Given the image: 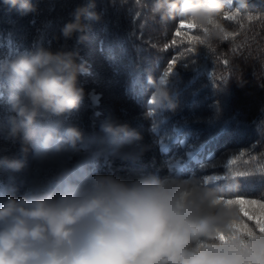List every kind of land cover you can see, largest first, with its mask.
Segmentation results:
<instances>
[{"label": "trees", "instance_id": "obj_1", "mask_svg": "<svg viewBox=\"0 0 264 264\" xmlns=\"http://www.w3.org/2000/svg\"><path fill=\"white\" fill-rule=\"evenodd\" d=\"M29 2L37 10L28 15L0 3V60L38 47L79 53L87 67L78 77L85 96L64 117L84 134L71 158L76 168L120 178L139 173L196 178L230 188L233 200L264 205V0L225 3L214 20L219 35L211 37L206 33L212 26L190 28V21L179 18L161 22L151 14L153 0ZM88 2L100 21L84 19L91 30L83 41L81 34L65 41L60 29L69 13ZM162 75L174 110L150 104L149 77ZM8 95L0 81V157L21 160L24 167H0V194L19 198L30 178L42 172L31 146L22 154L19 143L7 139V120L15 115ZM110 117L139 136L116 153L98 143L100 125ZM175 150L185 154L174 155ZM173 155L179 159L176 168L169 162ZM244 218L246 226H256Z\"/></svg>", "mask_w": 264, "mask_h": 264}, {"label": "clouds", "instance_id": "obj_2", "mask_svg": "<svg viewBox=\"0 0 264 264\" xmlns=\"http://www.w3.org/2000/svg\"><path fill=\"white\" fill-rule=\"evenodd\" d=\"M0 3L18 6L21 15L37 10L29 0ZM224 6L225 0H153L150 11L161 22L179 18L212 26L211 37L219 35L214 20ZM93 8L77 4L60 37L81 34L83 41L91 30L83 20L101 19ZM85 72L79 53L63 48L38 47L0 60V81L15 114L7 120V139L18 142L22 154L31 146L42 172L21 197L0 194V264H264V231L241 223L230 188L169 175L120 178L72 164L84 134L64 117L85 96L78 79ZM149 83L154 109L174 110L167 79L149 77ZM99 131L98 143L113 153L139 139L112 117ZM0 167L20 171L24 163L2 156Z\"/></svg>", "mask_w": 264, "mask_h": 264}, {"label": "snow or ice", "instance_id": "obj_3", "mask_svg": "<svg viewBox=\"0 0 264 264\" xmlns=\"http://www.w3.org/2000/svg\"><path fill=\"white\" fill-rule=\"evenodd\" d=\"M226 3L231 4L232 0H225ZM190 28L191 27H199L197 26L195 23L190 22L188 25ZM205 31H207V29H205ZM175 63V61L172 62V65ZM170 66V67H171ZM231 163V162H230ZM237 175H247V173H238ZM205 184H207L208 182L205 181ZM214 186H220L223 187L224 185H214ZM237 204L243 206L245 204H255V201H245V200H235ZM225 203H228L229 201L225 200ZM261 207H264V205H262ZM241 211L243 212L244 215L248 216L249 219L255 220V225L258 228V230L260 231H264V213H261L260 216H256L255 212L253 209L249 208L248 210H245L243 207H241ZM220 238L223 239V234L220 235Z\"/></svg>", "mask_w": 264, "mask_h": 264}, {"label": "rangeland", "instance_id": "obj_4", "mask_svg": "<svg viewBox=\"0 0 264 264\" xmlns=\"http://www.w3.org/2000/svg\"><path fill=\"white\" fill-rule=\"evenodd\" d=\"M97 96H98V94H95L94 96H93V98H97ZM183 145V142L181 143V147H183L182 146ZM175 148V147H174ZM181 153H183V154H185L184 152H183V150H175L174 151V155L175 154H178V155H181ZM164 155H169V151L167 152V153H165ZM174 155L171 157V159H170V165L173 167V168H176V165L178 164V158H174ZM240 210H241V207H243L245 210H248L249 208H251V209H253L254 210V212H255V215H261V213H264V207H261L262 205H260V204H245V205H243V206H241V205H239V204H237L236 205ZM247 221V219L246 218H244V214H243V212L241 211V223H243L244 225H246L245 223H244V221Z\"/></svg>", "mask_w": 264, "mask_h": 264}, {"label": "water", "instance_id": "obj_5", "mask_svg": "<svg viewBox=\"0 0 264 264\" xmlns=\"http://www.w3.org/2000/svg\"><path fill=\"white\" fill-rule=\"evenodd\" d=\"M226 3V2H225Z\"/></svg>", "mask_w": 264, "mask_h": 264}]
</instances>
